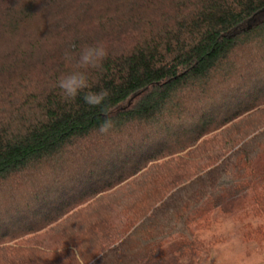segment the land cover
<instances>
[{"label":"trees","instance_id":"obj_1","mask_svg":"<svg viewBox=\"0 0 264 264\" xmlns=\"http://www.w3.org/2000/svg\"><path fill=\"white\" fill-rule=\"evenodd\" d=\"M238 210L260 242L264 0H0V264H180Z\"/></svg>","mask_w":264,"mask_h":264},{"label":"rangeland","instance_id":"obj_2","mask_svg":"<svg viewBox=\"0 0 264 264\" xmlns=\"http://www.w3.org/2000/svg\"><path fill=\"white\" fill-rule=\"evenodd\" d=\"M241 215V210L217 217L212 215L210 225L197 230L206 243L205 254L199 258H182L180 264H247L254 253L264 254V238L260 242L244 239Z\"/></svg>","mask_w":264,"mask_h":264},{"label":"clouds","instance_id":"obj_3","mask_svg":"<svg viewBox=\"0 0 264 264\" xmlns=\"http://www.w3.org/2000/svg\"><path fill=\"white\" fill-rule=\"evenodd\" d=\"M107 56L108 50L102 42L84 46L78 56L74 55L71 49L65 50L64 59L68 62L76 61V70L63 75L58 80L57 86L65 98L74 99L84 92L83 100L86 104L92 107L102 105L109 95L106 89H101L99 92L85 90L90 87L88 69L99 68ZM71 258L76 259V264H84L83 259L79 256V248L73 249ZM247 264H264V254L254 253L249 257Z\"/></svg>","mask_w":264,"mask_h":264}]
</instances>
